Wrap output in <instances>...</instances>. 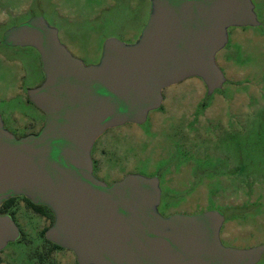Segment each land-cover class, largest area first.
Returning a JSON list of instances; mask_svg holds the SVG:
<instances>
[{
  "label": "water",
  "instance_id": "95a60500",
  "mask_svg": "<svg viewBox=\"0 0 264 264\" xmlns=\"http://www.w3.org/2000/svg\"><path fill=\"white\" fill-rule=\"evenodd\" d=\"M150 2L139 37L107 38L97 63L74 55L43 15L4 32L3 44L40 54L45 78L27 93L46 118L38 133L18 137L0 114V207L17 196L48 207L45 238L78 264H257L264 243L224 244L221 210L162 214L158 175L107 183L94 174L93 148L107 129L144 123L163 89L186 78L200 77L209 95L222 88L216 54L229 28L261 24L253 0ZM21 237L13 215L0 212V251Z\"/></svg>",
  "mask_w": 264,
  "mask_h": 264
},
{
  "label": "rangeland",
  "instance_id": "374dc122",
  "mask_svg": "<svg viewBox=\"0 0 264 264\" xmlns=\"http://www.w3.org/2000/svg\"><path fill=\"white\" fill-rule=\"evenodd\" d=\"M253 1L261 24L229 28L228 43L216 54L227 78L222 88L209 95L197 76L168 86L144 123L107 129L92 152L94 173L107 183L128 173L158 175L164 215L221 210L222 241L235 247L264 243V0ZM6 3L11 6L0 5V114L17 136L45 120L27 93L44 73L34 47L3 44L8 28L43 15L72 53L97 63L107 38L135 41L151 9L150 0ZM10 210L23 235L0 251V264H78L71 250L45 238L53 218L38 216L23 198ZM257 264H264V254Z\"/></svg>",
  "mask_w": 264,
  "mask_h": 264
},
{
  "label": "flooded vegetation",
  "instance_id": "af4514ba",
  "mask_svg": "<svg viewBox=\"0 0 264 264\" xmlns=\"http://www.w3.org/2000/svg\"><path fill=\"white\" fill-rule=\"evenodd\" d=\"M48 20V19H47ZM50 22V21H49ZM55 22V21H54ZM52 25H54L53 23H51ZM55 26V25H54ZM57 27V26H56ZM59 36H60V39H61V32H60V29H59ZM62 41V40H61ZM134 42V41H133ZM72 52V51H71ZM74 54V53H73ZM75 55V54H74ZM44 73V72H43ZM44 78H45V75H44ZM44 80V79H43ZM43 82V81H42ZM41 82V83H42ZM40 83V84H41ZM39 84V85H40ZM38 86V85H37ZM31 102V101H30ZM32 103V102H31ZM33 104V103H32ZM46 118V117H45ZM44 123H45V120H44V122H43V124H41L40 126H39V128H37V129H35V130H33V131H30V132H27L26 134H29V133H38L41 129H42V127L44 126ZM18 137H20V136H18ZM194 146V148L196 149V145H193ZM94 161H93V163H94V168H95V164H96V159H95V157H94V159H93ZM95 174V173H94ZM96 175H97V173H96ZM98 176V175H97ZM99 177V176H98ZM11 198H13V201L15 200V199H17V198H23L26 202H27V204H28V206H29V208L35 213V214H37L38 216H40V217H43V218H45V219H52L53 218V220H54V217L52 216V211L50 212L49 210H47L46 208H39V207H35L34 205H32L29 201H27L24 197H21V196H17V197H11ZM9 200V199H8ZM13 201H12V203H13ZM12 203L11 204H7V200L1 205V207H0V212L1 213H3V214H5V213H8V214H13L12 212H11V210H10V207L12 206ZM13 217H14V219L16 220V222L18 223V221H17V219H16V217H15V215H13ZM19 225V224H18ZM21 228V227H20ZM21 231H22V235H23V230H22V228H21Z\"/></svg>",
  "mask_w": 264,
  "mask_h": 264
},
{
  "label": "trees",
  "instance_id": "16d2710c",
  "mask_svg": "<svg viewBox=\"0 0 264 264\" xmlns=\"http://www.w3.org/2000/svg\"><path fill=\"white\" fill-rule=\"evenodd\" d=\"M25 198V197H24ZM27 201H29L32 205H34L35 207H39V208H46V209H48V210H50L48 207H46V206H43V205H36V204H34V203H32L29 199H27V198H25ZM12 201H13V198H9V200H7V204L9 205V204H11L12 203ZM51 211V210H50ZM50 242V241H49ZM54 244V243H53ZM54 246H56L57 248H62V247H59V246H57V245H55L54 244Z\"/></svg>",
  "mask_w": 264,
  "mask_h": 264
},
{
  "label": "crops",
  "instance_id": "0c3cea01",
  "mask_svg": "<svg viewBox=\"0 0 264 264\" xmlns=\"http://www.w3.org/2000/svg\"><path fill=\"white\" fill-rule=\"evenodd\" d=\"M2 2H4V3H1L0 5H7V6H11V5H9V4H7L6 3V0H2ZM1 7V6H0ZM14 10H15V8H14Z\"/></svg>",
  "mask_w": 264,
  "mask_h": 264
}]
</instances>
